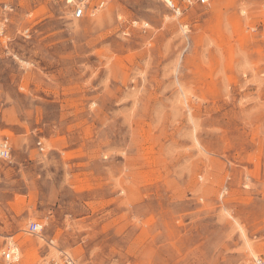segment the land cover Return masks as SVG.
<instances>
[{"label": "rangeland", "instance_id": "rangeland-1", "mask_svg": "<svg viewBox=\"0 0 264 264\" xmlns=\"http://www.w3.org/2000/svg\"><path fill=\"white\" fill-rule=\"evenodd\" d=\"M167 1L0 0L20 264L264 262V0Z\"/></svg>", "mask_w": 264, "mask_h": 264}, {"label": "built area", "instance_id": "built-area-1", "mask_svg": "<svg viewBox=\"0 0 264 264\" xmlns=\"http://www.w3.org/2000/svg\"><path fill=\"white\" fill-rule=\"evenodd\" d=\"M58 2H63L69 9L70 14L73 19H81L86 14L96 10L97 8L103 7L107 0H54ZM170 8L174 10L176 14H181L182 9L179 5L173 4L170 1L165 0ZM191 1V0H190ZM189 1V3H191ZM200 3H205L207 0H197ZM264 9V3L262 4ZM11 156V144L6 136H0V169L2 164L9 160ZM43 228V225L38 221H31L27 225L26 232L28 234H37ZM13 248H17L14 242H8L0 251V256L2 258V264H20V260L17 253ZM258 264H264L261 260L257 262ZM33 264H73V259L66 254L61 255L59 260H46L41 259Z\"/></svg>", "mask_w": 264, "mask_h": 264}, {"label": "bare ground", "instance_id": "bare-ground-1", "mask_svg": "<svg viewBox=\"0 0 264 264\" xmlns=\"http://www.w3.org/2000/svg\"><path fill=\"white\" fill-rule=\"evenodd\" d=\"M13 250H15V252L17 253V255H18L19 259H20L21 258V255H20L19 250L17 248H13Z\"/></svg>", "mask_w": 264, "mask_h": 264}]
</instances>
